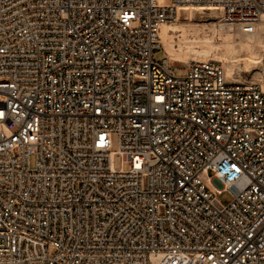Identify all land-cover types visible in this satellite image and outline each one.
Listing matches in <instances>:
<instances>
[{
    "label": "built area",
    "instance_id": "obj_1",
    "mask_svg": "<svg viewBox=\"0 0 264 264\" xmlns=\"http://www.w3.org/2000/svg\"><path fill=\"white\" fill-rule=\"evenodd\" d=\"M194 5L263 31L264 0H0V264H264V87L172 64Z\"/></svg>",
    "mask_w": 264,
    "mask_h": 264
},
{
    "label": "bare ground",
    "instance_id": "obj_2",
    "mask_svg": "<svg viewBox=\"0 0 264 264\" xmlns=\"http://www.w3.org/2000/svg\"><path fill=\"white\" fill-rule=\"evenodd\" d=\"M159 1V0H158ZM167 1V0H166ZM165 1V2H166ZM159 1V3H165ZM184 10L180 12L179 16L175 18L174 21L163 23L159 30L160 41L162 44V48L164 50L165 55H167L172 61H178L182 64H186L189 62V57L193 56L192 59H196L198 56H203L204 58L212 51L213 48L218 45H222L224 51L221 53L215 52L213 54L214 58L224 65L226 73L230 74L234 72V68L237 66L232 63L233 61L238 60L237 51L238 49H244V52H247V56L244 58V70L251 71L253 68H256L257 63H262L264 66V53L261 56V51L258 53V49L253 45L251 40L246 41L244 43L239 44V48H235L233 44V35L234 31L241 33L238 29L223 26L216 19V11L211 6H203V5H194L192 7H184ZM209 10L212 14L210 17H213L209 22H196L193 17L196 12ZM185 12L186 16H184L185 21H180L181 13ZM216 19V20H215ZM200 25V26H199ZM260 26L264 31V17L261 18ZM205 30L208 29L210 32L214 34V32L223 30L224 35L222 36V40L218 45L213 43L212 36H207L203 34L202 36H198L195 32L199 29ZM202 30V31H203ZM217 34V33H216ZM244 37L251 38L253 37L255 40L258 39L257 34L247 35L243 34ZM221 35V34H220ZM240 39V38H239ZM242 39V38H241ZM244 39V38H243ZM246 40V39H244ZM237 42V41H236ZM242 42V41H241ZM256 42V41H255ZM261 46V49L264 50V42H258ZM262 57V58H261ZM237 58V59H236ZM235 63V62H234ZM262 66V67H263ZM238 69V68H237ZM264 69V68H263ZM261 85L264 87V75L257 72L256 77Z\"/></svg>",
    "mask_w": 264,
    "mask_h": 264
},
{
    "label": "rangeland",
    "instance_id": "obj_3",
    "mask_svg": "<svg viewBox=\"0 0 264 264\" xmlns=\"http://www.w3.org/2000/svg\"><path fill=\"white\" fill-rule=\"evenodd\" d=\"M159 1H161V2H165L166 0H159ZM212 14L210 13V11L209 10H203V11H199V12H196L195 13V15H194V17H193V19L196 21V22H200V23H202V22H209V20H211L213 17H210ZM184 16H186V13L185 12H183V13H181V18L179 19L180 21H185L183 18H184ZM216 19L218 20V17L216 16ZM215 19V20H216ZM200 26V25H199ZM204 29V28H203ZM203 29H200V27H199V29L195 32V34H197L198 36H202L203 34H205V35H207V36H212L213 38H212V40H213V43L214 44H216V45H218V43L220 44V42H221V40H222V36L224 35V33H223V30H220V32L219 31H216V32H214V34L212 33V31L210 32V30H208V29H206L205 28V30H203ZM203 30V31H202ZM235 33H234V35H233V44L235 45V48H239V44L240 43H244V42H246V41H249V40H251V42H252V44L253 45H256L255 47L258 49V53L261 51V53H259V54H261V56H263V53H264V50H262L261 49V46L259 47L258 45H260V43H258V42H264V31H262V32H260V33H258L257 34V36H258V39L256 38V40L253 38V37H249V38H247V37H244V35H242L241 33H239V32H237V31H234ZM217 33V34H216ZM221 34V35H220ZM240 38V39H239ZM242 38V39H241ZM246 39V40H244V39ZM247 39H249V40H247ZM237 41V42H236ZM242 41V42H241ZM256 41V42H255ZM224 51V48L222 47V45L220 44V45H218L217 47H215V48H213L212 49V51L211 52H209V54L204 58L203 56H198L196 59H206V58H213L214 56H213V54L215 53V52H217V53H221V52H223ZM237 58H238V60H236V61H233L232 63L234 64V67H235V65L237 66V68L235 67L234 68V73H239L241 76H245V77H248V78H250V77H254V79H257L258 80V78H255L256 77V74H257V72L258 73H260L261 72V74L262 75H264V66H263V64L262 63H257V67L256 68H253L251 71H245L244 70V58L247 56V52L245 51L244 52V49H241V50H239L238 49V51H237ZM153 58L154 59H156V60H160L161 58H163L164 57V53L162 52V50L161 49H157V50H154L153 51ZM193 58V56H191V57H189L188 59H189V61L191 60ZM214 58H216V57H214ZM236 58V59H237ZM262 58V57H261ZM195 59V58H194ZM235 62V63H234ZM263 62H264V59H263ZM172 64H174V65H182V63L181 62H178V61H172ZM185 64V63H184ZM263 66V67H262ZM185 72V70L184 69H179L178 71H177V73H184ZM115 146H116V144H115V140L113 139V142H112V148L113 149H115ZM29 164H30V166L32 167L33 165H34V158L33 157H30V159H29ZM118 164H119V161H118V158H116L115 159V166L117 167L118 166ZM230 197V195L227 193V192H224V193H222L221 195H220V198L221 199H228Z\"/></svg>",
    "mask_w": 264,
    "mask_h": 264
}]
</instances>
